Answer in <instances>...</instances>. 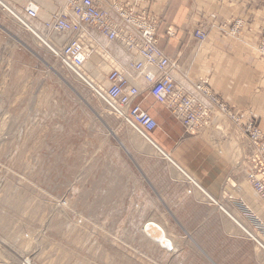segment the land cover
Returning <instances> with one entry per match:
<instances>
[{"label": "rangeland", "instance_id": "1", "mask_svg": "<svg viewBox=\"0 0 264 264\" xmlns=\"http://www.w3.org/2000/svg\"><path fill=\"white\" fill-rule=\"evenodd\" d=\"M231 2L240 13L224 24L199 25L194 36L198 29L206 39L224 35L233 50L254 55L264 67V0ZM12 4L23 15L22 0ZM45 20L29 24L52 37L42 28ZM147 98L144 91L139 100ZM222 123V135L208 132L233 161L241 193L232 197L229 180L219 203L264 242L258 225L264 218L247 203L256 199L244 173L247 144L235 126ZM130 126L0 5V264H246L241 257L248 249L241 247L248 239L263 254L224 213L222 221H194L189 232L175 227L152 188L176 179L163 156ZM232 137L241 139L240 148L230 144ZM148 222L161 227L170 250L149 237Z\"/></svg>", "mask_w": 264, "mask_h": 264}, {"label": "crops", "instance_id": "2", "mask_svg": "<svg viewBox=\"0 0 264 264\" xmlns=\"http://www.w3.org/2000/svg\"><path fill=\"white\" fill-rule=\"evenodd\" d=\"M54 1L57 5L64 2V0ZM52 3L50 0L39 3L44 9L40 8L42 20L58 10ZM146 5L160 20V47L173 60L178 61L179 68L174 72L176 79L194 81L199 77L211 76L209 87L213 92L220 94L227 104L235 106L236 110L243 114L244 119H257L262 122L264 128V67L258 65L254 55L233 50L235 48H232L224 35L214 37L208 35L203 42L197 41L194 36L195 29L199 25L224 24L232 18L233 12L240 13L233 2L231 0H151ZM86 41L92 45L90 40L86 39ZM111 48L112 55L119 63H127L130 60L131 57L117 44H112ZM108 60L114 65L113 68L119 66L118 62ZM105 70L108 71V68ZM90 73L92 74V71ZM152 100L154 102L150 95L146 100H142V106L149 110L159 123L158 129L151 132L150 137L157 148L167 156L159 152L155 146L153 148L167 161L164 162L167 170L176 179L175 181L168 179L165 186L160 183L156 186L153 183L152 191L155 194L157 192L159 199L165 202L163 214L172 218L174 226H180L182 232H189L194 221L200 225L206 224L208 216L220 218L222 221V213L227 215L224 210L218 204L209 207L203 201H211L208 195L218 202L219 199H224L222 196L224 191H227L225 189L229 180L232 182H229L233 192L232 197H239L240 178L235 175L233 161L225 156L224 148L222 151L219 149L218 142L210 139V132L187 134L183 124L165 106L153 105ZM221 127L226 131L222 124ZM230 144L232 146L237 144L240 148L239 141L235 137H232ZM191 185L193 190L189 194ZM200 188L203 190L201 191ZM250 190L256 199H253L252 203L249 202L250 200L246 202L264 218V202L251 187ZM203 191L207 192V195ZM229 218L232 220L231 217ZM172 223L169 224L173 226ZM233 223L235 224L234 221ZM171 232L177 233V230L172 227ZM245 247L248 251L241 258L246 260V264H264L263 249L261 254L250 239L242 242L241 248Z\"/></svg>", "mask_w": 264, "mask_h": 264}, {"label": "built area", "instance_id": "3", "mask_svg": "<svg viewBox=\"0 0 264 264\" xmlns=\"http://www.w3.org/2000/svg\"><path fill=\"white\" fill-rule=\"evenodd\" d=\"M28 1L30 4L34 2ZM148 1L66 0V5L52 13L45 25L47 32L61 38L59 43L56 42L58 51H54L55 55L63 66L83 79L77 70L85 66L92 54L100 50L102 58H107V54L113 56L111 47L117 44L131 58L127 63L117 61L120 66L112 68L105 76L110 83L109 89H104V93L96 90L95 93L108 102L115 113L122 109L124 114L121 116L143 134L150 136L159 127L157 119L142 106V101H138L144 91L157 104L165 106L190 135L200 134L211 126L215 110L222 113L239 129L247 144L249 182L264 200V130L261 124L253 118L244 119L235 106L224 102L220 94L210 89L208 79H176L174 72L179 68L178 61L159 45L160 20L149 11ZM24 10L28 18H37L34 8ZM206 35L200 29L195 33L199 42H203ZM262 48L264 51V45ZM138 58L145 62L138 61ZM147 67L155 68L156 73L146 72ZM130 78L138 85L131 84ZM140 80L141 84L138 83ZM259 220L261 224L258 225L264 227Z\"/></svg>", "mask_w": 264, "mask_h": 264}, {"label": "bare ground", "instance_id": "4", "mask_svg": "<svg viewBox=\"0 0 264 264\" xmlns=\"http://www.w3.org/2000/svg\"><path fill=\"white\" fill-rule=\"evenodd\" d=\"M14 1H16V0H10V1H8V0H0V5H2L5 10H7L8 12H10L13 15V17H15L20 22H22L23 25L29 31H31L33 34H35L43 43H45L49 47V49H52L53 51H58V49L55 46H56L57 43H59L61 41V38L59 36H57L56 34H54L52 37H50L49 35H47V36L41 35L36 28H34L32 25L29 24V21H40V19H39L40 13H41L40 8H42V7H41V5L39 3H41L43 0H32V1H34L33 4H30V1H28V0H22V3H23L22 13H23V15H21L20 14L21 12H19V10L17 8H15V6H14L15 4L14 5L12 4V2L14 3ZM63 5L64 6L66 5V0H64V2L61 5H57L58 6V8H57L58 10L57 11L61 10V6H63ZM26 7L34 8L36 10V12H37V18L36 19H31V18H28L26 16V13H25V10H24V8H26ZM51 15L52 14L50 13L49 16H48V18L45 20V22L44 21L41 22L42 23V28L44 29L45 32L47 31V29L45 28V25H46V23H49V21L51 19ZM99 52H100V50H98V52H94L92 54V56L90 57V59L88 60V62L85 64V66L82 67V68H80V69H78L77 71L79 72V75L83 78L84 82H86L94 91L97 90L98 92L104 93V89L105 90L106 89L108 90L109 87H110V83L106 80V77L105 76H106L107 73L110 72L111 69H109V67L107 66V62L104 61L105 59L107 60V58L106 57H103L102 58L101 52L100 53ZM108 56L110 58H112L115 62H117L116 57L111 56V55H108ZM137 60L138 61H141L143 63L145 62L143 58H138ZM93 67H95V68H93ZM105 68H108V71L105 70ZM90 71H92V74L90 73ZM148 71H151L154 74L156 73V69L155 68H152V67H147L146 72H148ZM174 76H175V74H174ZM130 82H131V84H133L135 86L138 85L137 82H135L131 78H130ZM100 84L103 86L102 89H101ZM117 114L118 115H123L124 114V111L122 109H119V112ZM224 120L228 121L230 125H233L228 119L225 118V116L222 113H220L219 111L215 110L213 112V118H212L211 126L207 127L206 128L207 130L206 129L202 130L201 133H206V132H208L209 129L211 130L212 128H214V130L216 132H218V134L222 135V132H224V130H223L222 127H220V125L221 124H224V123H222V122H224ZM130 127H132V126H130ZM132 128L135 131H137L136 133L139 134L149 145H151L152 147L155 146L156 148L158 147L156 145V143L152 140V138L149 135L143 134V133L139 132L134 127H132ZM239 135H241V133ZM240 138H242V136ZM239 140H241V139H238V141ZM247 150H248L247 149V145H245L244 146V149H243V154H242V156L243 155L245 156V159L244 160H246V161H244V167L246 168V170L244 171V173H245L246 181L250 184V186L252 187V189L255 191V188L251 185V183L249 182V178H248V176H249V174H248L249 173V170H248L249 169V160L247 158ZM159 152H161L162 154H164L165 156H167V154H165L162 150H159ZM237 152H239V151H237ZM167 159H168V157H167ZM200 190L202 191L203 189L200 188ZM203 193L207 195V192L203 191ZM255 193H256V191H255ZM208 197H210V200L213 201L214 203H216V205L218 204V206L222 210H224V212L229 217H231V219L234 222H236L237 224H239L243 228L242 230H245V232L248 235L250 234V236L253 239H255V241L259 244V246L264 249V242H262L261 240H258L259 238H257V236L254 234V232L252 231L253 229L251 230V228H249L245 224H243V222H241L239 220V218L236 217L234 215V213L232 211H230L227 207H225L224 205H221L217 200H214L211 196L208 195ZM262 222L264 223L263 220H262ZM263 239H264V236H263Z\"/></svg>", "mask_w": 264, "mask_h": 264}, {"label": "water", "instance_id": "5", "mask_svg": "<svg viewBox=\"0 0 264 264\" xmlns=\"http://www.w3.org/2000/svg\"><path fill=\"white\" fill-rule=\"evenodd\" d=\"M145 231L154 241L161 242L163 248L171 249V242L166 238L165 233L159 225L154 222H148L145 226Z\"/></svg>", "mask_w": 264, "mask_h": 264}]
</instances>
